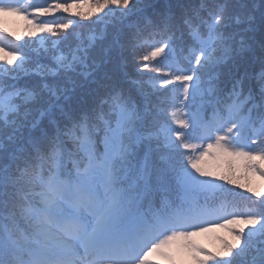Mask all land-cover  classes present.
I'll return each instance as SVG.
<instances>
[{"label":"snow or ice","instance_id":"1","mask_svg":"<svg viewBox=\"0 0 264 264\" xmlns=\"http://www.w3.org/2000/svg\"><path fill=\"white\" fill-rule=\"evenodd\" d=\"M78 8L0 0V264H264V0Z\"/></svg>","mask_w":264,"mask_h":264},{"label":"trees","instance_id":"2","mask_svg":"<svg viewBox=\"0 0 264 264\" xmlns=\"http://www.w3.org/2000/svg\"><path fill=\"white\" fill-rule=\"evenodd\" d=\"M34 2V0H23L22 5H27L29 3ZM49 3L52 2V0H48ZM59 3H73L74 0H58ZM75 3L79 5V8L77 10L88 12L91 7L93 6L94 0H75ZM30 11V9H29ZM68 15L67 13L59 12L56 14L57 17V23L64 22L60 17ZM28 19H31V17H28ZM44 20L50 19V17H44L42 18ZM79 19V17H77ZM0 25L3 27H6L9 32H23L27 25V20L25 19L23 14H15V13H9V14H0ZM204 167L209 171H216L219 172L223 170L225 167L223 160H213L212 157L205 158V164ZM236 177H238L242 182L245 179V176L243 175V170L239 169L235 172ZM248 179L252 181V183L255 186H261L264 185V178H261L258 174L256 175H249ZM227 232L225 229L221 228H214L212 231L207 233H202L199 236H197L195 239L196 241L204 246L207 249H214L218 245V241L216 239L217 236H226Z\"/></svg>","mask_w":264,"mask_h":264}]
</instances>
